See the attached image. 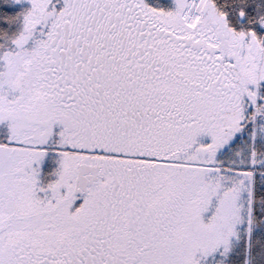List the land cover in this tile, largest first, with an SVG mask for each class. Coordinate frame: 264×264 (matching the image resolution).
Returning a JSON list of instances; mask_svg holds the SVG:
<instances>
[{
	"label": "snow or ice",
	"instance_id": "1",
	"mask_svg": "<svg viewBox=\"0 0 264 264\" xmlns=\"http://www.w3.org/2000/svg\"><path fill=\"white\" fill-rule=\"evenodd\" d=\"M0 264H264V0H0Z\"/></svg>",
	"mask_w": 264,
	"mask_h": 264
}]
</instances>
